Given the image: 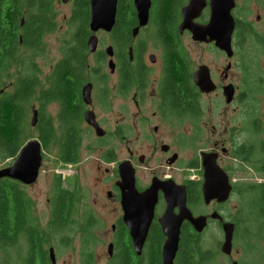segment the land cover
Returning a JSON list of instances; mask_svg holds the SVG:
<instances>
[{
  "label": "flooded vegetation",
  "instance_id": "flooded-vegetation-1",
  "mask_svg": "<svg viewBox=\"0 0 264 264\" xmlns=\"http://www.w3.org/2000/svg\"><path fill=\"white\" fill-rule=\"evenodd\" d=\"M194 1L202 7L194 8L190 23L205 26L211 0ZM146 2L144 16V0H116L112 28L92 32L90 0H42L53 23L43 45L57 30L59 4L71 6L65 20L75 27L59 39L58 58L46 72L58 64L57 100L27 103L28 113L37 110L34 130L50 120L62 141L41 146L38 176L50 154L60 171L46 199L48 228L38 223L37 202L24 191L33 183L0 178L15 186L4 237L15 257L0 264H164L166 230L178 231L169 264H264V0H250L249 8L247 0H233L229 55L209 36L194 40L190 29H181L190 0ZM81 20L87 21L83 30ZM200 48L225 64L198 58ZM200 68L206 91L194 78ZM87 85L90 98L83 94ZM49 105L54 114L44 113ZM87 118L104 132L97 135ZM72 135L77 145L66 149ZM94 151L99 158L91 160ZM65 169L71 172L61 176ZM227 234L231 244L224 249Z\"/></svg>",
  "mask_w": 264,
  "mask_h": 264
},
{
  "label": "trees",
  "instance_id": "trees-1",
  "mask_svg": "<svg viewBox=\"0 0 264 264\" xmlns=\"http://www.w3.org/2000/svg\"><path fill=\"white\" fill-rule=\"evenodd\" d=\"M26 3L27 7L22 8L20 0H0V159L14 157L30 138L27 122L28 101H56L58 98V64L43 80L40 79L36 65V58L45 53L42 38L53 29V23L46 16L48 11L42 9V0H26ZM35 5L37 16L33 14ZM46 8L48 9V6ZM24 9L28 12L25 16ZM84 12L87 14L88 10L84 9ZM22 18L24 28L22 43L19 44V25ZM86 24V20H81V30ZM80 33L84 34V31ZM77 51L80 52L79 65L83 69V52H86L84 43ZM56 130L50 120H40L37 123V139L43 149L48 150L62 144V141L59 143ZM76 145L77 138L69 136L65 148L71 149ZM56 155H59V152ZM14 189L15 186L11 182L0 184V246L8 244L4 237L9 233V198Z\"/></svg>",
  "mask_w": 264,
  "mask_h": 264
},
{
  "label": "water",
  "instance_id": "water-1",
  "mask_svg": "<svg viewBox=\"0 0 264 264\" xmlns=\"http://www.w3.org/2000/svg\"><path fill=\"white\" fill-rule=\"evenodd\" d=\"M66 3L69 0H62ZM147 0H144V9L139 8L141 15L146 14ZM90 21L89 28L92 32H95L98 29H104L109 31L114 24V17L116 12V0H90ZM233 6V0H211L210 10H211V20L205 26H199L190 23V19L195 15L194 8H197L198 11L201 9L202 4L197 7L194 0H190L189 4L186 5L183 9L184 11V21L181 23V29L187 28L191 30L194 40H201L204 36H209L210 40H214L215 44L224 49L228 55L231 52L230 42L231 35L233 30V19L230 14V9ZM142 7V8H143ZM87 46L90 52L95 50L96 37L94 34L90 35L87 38ZM108 55H112L111 49L106 50ZM111 69L114 68L112 62L108 63ZM203 68V67H202ZM200 68L195 74L194 78L196 83L200 88L206 91L209 88H205L207 81L203 77V69ZM89 85L84 87L83 94L84 97L89 96ZM31 121L30 124L35 126L37 122V110L34 107H31ZM89 124H92L97 132V135H101L102 128H100L95 121H90L88 118L86 120ZM41 143L38 139H31L24 143L18 152L17 159L14 164L0 169V178H14L18 179L22 183L31 184L34 183L38 176V170L41 163ZM207 187V186H206ZM205 187V193L206 192ZM228 188L226 187L224 195H227ZM167 241L164 248V264H169V249L171 253L174 252L177 245L178 231L173 233L170 230H166ZM231 244V234L225 236L224 249H229ZM52 260L54 259L51 255Z\"/></svg>",
  "mask_w": 264,
  "mask_h": 264
},
{
  "label": "rangeland",
  "instance_id": "rangeland-1",
  "mask_svg": "<svg viewBox=\"0 0 264 264\" xmlns=\"http://www.w3.org/2000/svg\"><path fill=\"white\" fill-rule=\"evenodd\" d=\"M249 2L250 0H247L246 6L249 8ZM22 5V3H21ZM23 6V5H22ZM57 30L55 33L52 35H49L45 40H44V45H43V52L45 51L44 55L39 56L36 58V64L38 67H40L42 70V73L46 75V72L49 69V64H51L54 60L58 58V51H59V39H61L63 36H66L68 34H73V30H75V27H72L67 23V20H65L71 12V6L70 5H64V4H59L57 6ZM102 37H106V34L103 32ZM104 41L107 40L108 38H102ZM106 43V42H105ZM104 43V44H105ZM45 46V48H44ZM200 54H199V49L197 51V57L199 58V55H201L202 60L206 61L213 66H219L223 64L224 59L221 57L216 56L210 48H200ZM213 60V62H212ZM225 64V62H224ZM233 72V71H231ZM40 74V79L43 80L45 76ZM233 75H231L232 77ZM263 91L262 93L264 94V87L262 88ZM34 104V103H32ZM44 113L45 114H54L55 113V108H53L51 105L47 106L44 108ZM264 113V109H263ZM44 114V115H45ZM32 114L31 112L28 113L27 115V122L29 125L30 129V138L31 139H37L36 135V130H34L33 126L30 124ZM116 117L112 116L109 117L110 121L113 123ZM54 126L57 128L56 123L53 122ZM57 132V130H56ZM94 135L88 133L85 136L86 143L88 145H91L92 140H93ZM52 153V152H51ZM55 156V155H54ZM52 154L46 156L45 161L43 163V167L40 171V175L38 176V179L33 183L32 186L28 187L26 190H24L29 196L32 197L37 203L36 204V211H37V216H38V223L41 225L42 228H48V220L47 218V202L46 199L50 195V187L53 183V174L54 173H59V166L57 163L54 162ZM89 156L91 157V160H96V158H99V153L98 151H94L92 153H89ZM93 158V159H92ZM13 161L10 158H5V159H0V169L7 167L9 164H11ZM71 171L68 169L62 170V174L66 175L69 174ZM89 182V177H87V180L84 181V183ZM48 230V229H47ZM14 249L10 247L9 245L5 246H0V262L4 261L5 258L8 260L10 257H15ZM18 252V251H17ZM19 253V252H18Z\"/></svg>",
  "mask_w": 264,
  "mask_h": 264
},
{
  "label": "bare ground",
  "instance_id": "bare-ground-1",
  "mask_svg": "<svg viewBox=\"0 0 264 264\" xmlns=\"http://www.w3.org/2000/svg\"><path fill=\"white\" fill-rule=\"evenodd\" d=\"M211 43V42H210ZM222 51V50H221Z\"/></svg>",
  "mask_w": 264,
  "mask_h": 264
}]
</instances>
